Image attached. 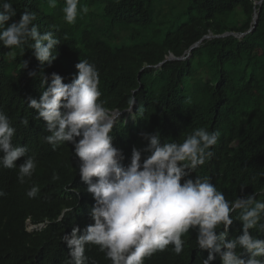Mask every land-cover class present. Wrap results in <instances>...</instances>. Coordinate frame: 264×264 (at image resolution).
<instances>
[{"label": "trees", "instance_id": "obj_1", "mask_svg": "<svg viewBox=\"0 0 264 264\" xmlns=\"http://www.w3.org/2000/svg\"><path fill=\"white\" fill-rule=\"evenodd\" d=\"M157 1L80 0L78 8L87 6L88 12L68 24L62 11L65 0H57L55 8L47 0H11L17 11L13 20L19 21L25 9L34 12L41 34L52 31L60 42L51 66L41 65L27 45L25 54L14 49L15 56H9L0 44V111L16 129L13 145L27 146L28 156L37 162L23 184L17 177L26 157L14 169L0 167V191L5 193L0 196V264H62L69 249L62 236L78 223L85 228L94 223L95 200L80 178L73 146L65 143L53 150L44 140L50 134L46 122L27 106L29 97L39 100L52 73L71 83L80 59L99 71L105 107L121 112L111 134L114 147L123 153V166L130 164L133 148L147 146L142 133H159L162 143H183L204 128L219 132L218 142L204 165L185 179L207 178L226 200L256 194L264 201V0H181L185 4L172 20L155 23ZM255 13L256 27L247 33ZM226 33L244 36L205 39L190 50L207 35ZM170 54L179 60H167ZM22 61L28 62L23 70ZM33 70L43 79L29 77ZM24 119L27 126L21 123ZM53 174L60 179L53 181ZM33 186L39 192L29 198ZM238 216L239 210L233 213L236 220L227 240L242 235ZM27 220L43 227L28 233ZM250 234L264 238L256 229ZM196 237L197 230L190 229L182 237L183 252L176 254L169 245L145 264H202L208 252L197 247ZM85 256L88 264H111L98 246H87ZM212 264H222L220 257Z\"/></svg>", "mask_w": 264, "mask_h": 264}, {"label": "clouds", "instance_id": "obj_2", "mask_svg": "<svg viewBox=\"0 0 264 264\" xmlns=\"http://www.w3.org/2000/svg\"><path fill=\"white\" fill-rule=\"evenodd\" d=\"M47 4L55 8L57 0H47ZM79 4L80 0H65L62 11L68 24L88 12L87 6L78 8ZM16 15L11 0H0V44L9 49L7 55L15 56L14 49L25 54L27 45L41 65L51 66L57 59L54 48L60 41L52 31L41 34L34 23L36 13L25 9L19 21L13 20ZM27 67L28 62L22 61V70ZM75 68L77 75L71 83L65 84L59 74L52 73L51 84L39 100L29 97L27 101V106L38 114L36 119L46 122L50 134L44 140L53 150L65 143L73 146L80 178L95 200L91 211L94 223L86 228L78 223L70 235L62 236L70 249L62 264H88L85 251L90 245L98 246L111 264H145L146 259L169 245L176 254L183 252L182 237L190 229L197 230V247L208 252L202 264H212L216 256L222 264H264V238L250 234L253 229L264 233V201L256 194L226 200L207 178L185 179L212 156L210 149L217 144L219 132L200 128L183 143H162L159 133H142L147 146L143 150L133 148L131 162L125 167L121 163L123 153L114 147L111 134L121 114L117 116L100 99V74L95 65L80 59ZM28 75L43 79L35 70ZM21 123L27 126L29 121ZM15 133L8 116L0 111V167L14 169L16 161L26 157L17 177L23 184L35 173L37 162L28 156L27 146L13 145ZM59 179L53 174V181ZM38 192L39 188L33 186L27 196L35 198ZM4 195L0 191V196ZM237 210L242 235L227 240ZM69 211L65 209V213ZM63 217L61 214L60 219ZM42 227L29 220L25 223L28 233ZM67 254L71 258H66Z\"/></svg>", "mask_w": 264, "mask_h": 264}, {"label": "rangeland", "instance_id": "obj_3", "mask_svg": "<svg viewBox=\"0 0 264 264\" xmlns=\"http://www.w3.org/2000/svg\"><path fill=\"white\" fill-rule=\"evenodd\" d=\"M171 1L172 0H158L157 1L156 6H155L154 17H153V21L155 23H159L167 19H171L173 14L178 11L180 12V10L182 9V6L185 4V1H183V4H182L181 0H173L172 5H171ZM78 18H80V16H78ZM27 225H28V230H31L30 224L27 223Z\"/></svg>", "mask_w": 264, "mask_h": 264}, {"label": "water", "instance_id": "obj_4", "mask_svg": "<svg viewBox=\"0 0 264 264\" xmlns=\"http://www.w3.org/2000/svg\"><path fill=\"white\" fill-rule=\"evenodd\" d=\"M260 3H261V1H260L258 4H260ZM256 20H257V14L255 13V15H254V17H253V21H252L253 27H252L247 33H251V32L255 29V27H256ZM247 33H246V34H247ZM230 35H233V36H235V37H239V38H242V37L244 36V34L238 35V34H236V33H235V34H234V33H226V34H224V35H222V36H212V35H207V36L203 37L198 43H196L195 45H193V46L190 48V50H192V49L195 48V47H198V45H199L203 40H205V39L210 40V39H212V38L227 37V36H230ZM168 60H175V59H174V57H173L172 55H170L169 58H168ZM159 65H162V64H159ZM132 106H133V103H132V105H131L130 108H132ZM128 112H131V109L128 110ZM114 113H115L117 116H119V115L121 114L120 112H117V111H115Z\"/></svg>", "mask_w": 264, "mask_h": 264}, {"label": "bare ground", "instance_id": "obj_5", "mask_svg": "<svg viewBox=\"0 0 264 264\" xmlns=\"http://www.w3.org/2000/svg\"><path fill=\"white\" fill-rule=\"evenodd\" d=\"M81 224V223H80Z\"/></svg>", "mask_w": 264, "mask_h": 264}]
</instances>
